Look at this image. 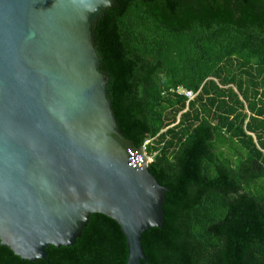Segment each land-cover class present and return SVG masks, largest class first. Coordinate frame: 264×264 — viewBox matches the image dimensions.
I'll list each match as a JSON object with an SVG mask.
<instances>
[{"label":"trees","instance_id":"obj_1","mask_svg":"<svg viewBox=\"0 0 264 264\" xmlns=\"http://www.w3.org/2000/svg\"><path fill=\"white\" fill-rule=\"evenodd\" d=\"M93 29L124 136L152 140L168 187L150 264H264V0H115ZM196 94L188 99L171 89ZM166 93V94H163ZM120 225L93 214L74 246L0 264H127Z\"/></svg>","mask_w":264,"mask_h":264},{"label":"water","instance_id":"obj_2","mask_svg":"<svg viewBox=\"0 0 264 264\" xmlns=\"http://www.w3.org/2000/svg\"><path fill=\"white\" fill-rule=\"evenodd\" d=\"M115 0H0V242L22 260L70 247L93 214L116 221L127 264L163 228L168 187L121 131L93 29Z\"/></svg>","mask_w":264,"mask_h":264},{"label":"built area","instance_id":"obj_3","mask_svg":"<svg viewBox=\"0 0 264 264\" xmlns=\"http://www.w3.org/2000/svg\"><path fill=\"white\" fill-rule=\"evenodd\" d=\"M170 93H176L179 96H184L188 99V103L193 100L196 96V94H194V92L190 91V90H185L181 87H178L177 89H171ZM166 94V93H163ZM152 140H147L142 147L143 148V156L146 158V167H149L150 164H152V162L154 161V155L149 153V145L151 143Z\"/></svg>","mask_w":264,"mask_h":264}]
</instances>
